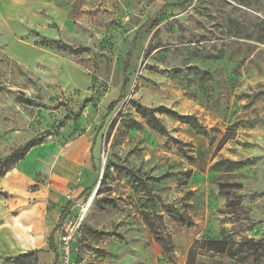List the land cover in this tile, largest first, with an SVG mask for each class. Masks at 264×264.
<instances>
[{"label": "rangeland", "instance_id": "374dc122", "mask_svg": "<svg viewBox=\"0 0 264 264\" xmlns=\"http://www.w3.org/2000/svg\"><path fill=\"white\" fill-rule=\"evenodd\" d=\"M30 141L0 225L82 217L72 264H264V0H0V159Z\"/></svg>", "mask_w": 264, "mask_h": 264}, {"label": "crops", "instance_id": "0c3cea01", "mask_svg": "<svg viewBox=\"0 0 264 264\" xmlns=\"http://www.w3.org/2000/svg\"><path fill=\"white\" fill-rule=\"evenodd\" d=\"M59 218L57 217L52 223L42 226V229L38 228L33 215L30 214L17 220L15 224L10 221L4 222L0 225V253L6 255L27 253L36 249L41 243L44 244L47 239L48 246L50 239L53 246L55 238H52V233L57 226ZM49 250L54 252V246L52 250L49 247Z\"/></svg>", "mask_w": 264, "mask_h": 264}, {"label": "built area", "instance_id": "2783aa9c", "mask_svg": "<svg viewBox=\"0 0 264 264\" xmlns=\"http://www.w3.org/2000/svg\"><path fill=\"white\" fill-rule=\"evenodd\" d=\"M87 206H84L82 211H86ZM82 217L64 216L58 224L57 235L54 242L56 252L55 264H72L71 263V248L75 238V232L78 229Z\"/></svg>", "mask_w": 264, "mask_h": 264}, {"label": "trees", "instance_id": "16d2710c", "mask_svg": "<svg viewBox=\"0 0 264 264\" xmlns=\"http://www.w3.org/2000/svg\"><path fill=\"white\" fill-rule=\"evenodd\" d=\"M70 49V48H69ZM72 52H78L81 51L82 49H70ZM115 102L112 103L114 105ZM155 110H152V112ZM176 120L186 123V124H192L196 123L195 118L192 116H173ZM152 125L156 128H158L161 132H164L163 126L155 119H152ZM40 144V141H30L24 144L22 147H19L15 149L9 156L4 158L3 160L0 159V178L3 177L14 165H16L18 162L22 161L24 157L27 155V153L34 147L38 146ZM63 217V214L60 216L59 221H61ZM58 225L56 226L55 230H57ZM49 247L52 250V241L50 239L49 242ZM36 252L35 251H29L23 255H20L19 258H25L31 255H34Z\"/></svg>", "mask_w": 264, "mask_h": 264}, {"label": "water", "instance_id": "95a60500", "mask_svg": "<svg viewBox=\"0 0 264 264\" xmlns=\"http://www.w3.org/2000/svg\"><path fill=\"white\" fill-rule=\"evenodd\" d=\"M22 95H23V92L19 91Z\"/></svg>", "mask_w": 264, "mask_h": 264}]
</instances>
